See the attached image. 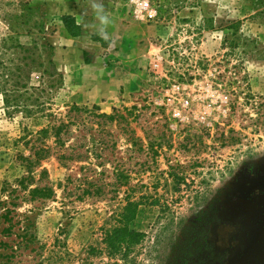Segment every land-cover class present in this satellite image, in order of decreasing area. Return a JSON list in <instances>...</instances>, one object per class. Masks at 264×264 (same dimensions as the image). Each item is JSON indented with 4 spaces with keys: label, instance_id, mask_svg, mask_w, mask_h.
Listing matches in <instances>:
<instances>
[{
    "label": "rangeland",
    "instance_id": "1",
    "mask_svg": "<svg viewBox=\"0 0 264 264\" xmlns=\"http://www.w3.org/2000/svg\"><path fill=\"white\" fill-rule=\"evenodd\" d=\"M90 3L112 28L105 37L87 31L84 43L101 46V67L115 66L105 57L116 46L125 70L142 72L141 83L132 93L121 90L114 100L95 104L82 101L80 89L63 79L46 108L57 116L73 103L96 105L106 114L135 108L137 117L129 119L135 143L116 126L107 130L115 144L102 161L91 160L95 165L65 170L53 157L44 160L36 173L47 170L54 197L31 202L26 192L17 193L15 234L29 243L9 260L8 247L21 239L0 236L8 244L0 249V264L106 263L103 254L87 252L103 250V230L113 225L127 196L141 204L131 228L147 235L129 264H178L187 258L191 264H264V197L258 185L264 179V0H0V36L10 15L30 6L36 12L28 28L36 32L34 22L43 23L40 41L52 45L61 17ZM85 7L88 18L94 11ZM93 53L84 54V64ZM62 59L54 62L63 77ZM70 60L75 64V56ZM46 125L45 118L7 117L0 96V200L18 189L24 169L17 157L29 155L24 142L34 143ZM79 130L71 129L66 144L88 133ZM116 163L129 176L128 185L117 190L111 174ZM85 179L98 182L104 193L82 195ZM156 238L162 243L153 246Z\"/></svg>",
    "mask_w": 264,
    "mask_h": 264
},
{
    "label": "trees",
    "instance_id": "2",
    "mask_svg": "<svg viewBox=\"0 0 264 264\" xmlns=\"http://www.w3.org/2000/svg\"><path fill=\"white\" fill-rule=\"evenodd\" d=\"M263 11L259 13H264ZM35 12L32 7L26 6L20 14L10 15L6 33L0 36V96L5 115L11 118L21 114L24 119L47 120V125L37 132L38 138L34 143L30 140L24 142L26 147L29 146V155L19 154L17 157L20 167L24 169V174L17 181L18 189L9 192L6 200H0V222L4 225L0 236L9 239L14 236L21 239L13 242L14 247H8L6 242L0 241V249L8 247L11 251L7 256L9 260L16 257V249L20 248L23 242L29 243L26 236L15 234V227L18 224L15 221L17 204L14 201L19 199L17 193L26 192L24 199L31 202L51 200L54 197V189L46 183L47 170L41 169L39 174L36 173L44 160L53 157L62 169L69 170L74 167L76 170H83L86 167L78 164L85 162L95 165L91 160L102 161L109 144H115L112 133L107 131L109 128L119 127L124 131L128 143L133 144L136 140L129 120H135L137 117L133 115L135 108H125L122 111L113 108L112 113L106 114L98 113L99 108L96 105L88 108L73 103L66 106L64 115L49 113L50 109L46 108L48 97L54 88L62 86L63 77L52 58L54 47L47 42H41L44 40L42 35L45 34L43 23L34 22L36 32L28 28ZM61 22L70 37L75 38L80 35L81 27L74 17L64 15L61 17ZM36 34L41 36L40 39L35 38ZM23 37L29 38L30 41L22 43ZM35 74L37 76L33 77ZM72 128H82L79 130L80 134H83V131L89 134L74 136L77 142L66 144L72 138L70 136ZM50 140L52 145H48ZM97 147H100V150H97ZM98 165L104 164L99 162ZM111 167L112 186L116 190L127 186L129 176L122 166L116 163V165L111 164ZM83 186L85 189L82 195L93 196L104 193L102 186L96 181L85 179ZM92 187L93 191L90 189ZM140 205V201H133L127 196L125 205L113 218V225L103 230V250L89 248L88 256L103 254L107 262L102 264H129L133 261L132 255L135 249L147 238L144 232L131 228ZM156 239L153 246L162 243L159 238ZM189 256L192 257L191 254ZM83 264L93 263L86 261ZM178 264H191V261L188 258L183 261L178 260Z\"/></svg>",
    "mask_w": 264,
    "mask_h": 264
},
{
    "label": "crops",
    "instance_id": "3",
    "mask_svg": "<svg viewBox=\"0 0 264 264\" xmlns=\"http://www.w3.org/2000/svg\"><path fill=\"white\" fill-rule=\"evenodd\" d=\"M85 6L90 7L94 11L87 14L90 15L88 18L85 16L86 13L83 12V10H86ZM85 6H76V8L74 7L72 10L68 11V14L75 17L77 24L81 27V34L78 37H70L61 21L57 22V32L51 37V43L55 47L53 60L58 61L60 65L64 63L62 59L64 55L66 56L67 64H71V67L66 64L67 70L63 72L65 83L70 82L71 85L74 84L80 89L79 97L82 101L95 104H97L98 101L102 102V100H114L119 97L121 90L124 91L125 94L132 93L134 90H137L141 83L143 77L142 72L134 71L130 68L125 70V64L121 62L123 51L117 52L116 46L114 45H111V47H113L112 51H110V49V52L107 50L108 56L105 58L106 61L111 59L115 66H100V64L103 65L105 62H103L97 50V47L101 49V46H97L95 43H84V41H86L84 35L89 32L92 35L95 34L100 37H105V31L111 30L112 24L109 23L105 25V20L104 22L101 21L100 13L95 10V4L90 3L85 4ZM125 39L126 37H124L123 40L121 39V41ZM91 51L95 53L87 56L91 61L90 63H86V65L83 62V56L85 53H90ZM101 51L103 52L104 50L102 49ZM127 55L129 56V54ZM72 56H75V62L73 61L75 64H72L70 60ZM82 65L89 68L82 67ZM95 84L96 87H90V89L86 87V85L93 86ZM88 90L91 92L86 93Z\"/></svg>",
    "mask_w": 264,
    "mask_h": 264
},
{
    "label": "flooded vegetation",
    "instance_id": "4",
    "mask_svg": "<svg viewBox=\"0 0 264 264\" xmlns=\"http://www.w3.org/2000/svg\"><path fill=\"white\" fill-rule=\"evenodd\" d=\"M259 188H260V191H261V195L264 197V179L261 180L259 183Z\"/></svg>",
    "mask_w": 264,
    "mask_h": 264
}]
</instances>
